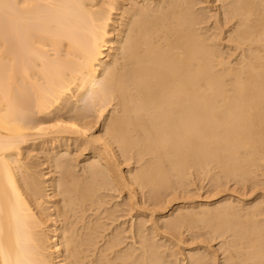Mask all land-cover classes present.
<instances>
[{"label":"bare ground","instance_id":"6f19581e","mask_svg":"<svg viewBox=\"0 0 264 264\" xmlns=\"http://www.w3.org/2000/svg\"><path fill=\"white\" fill-rule=\"evenodd\" d=\"M117 1L0 0V264H172L175 256V264H216L215 252L191 249L183 262L158 242L175 240L194 217L185 207L165 218L168 231L151 222L147 232L150 218L131 223L129 244L121 223L107 232L122 205L112 207L108 191L125 190L123 208L140 217L146 202L154 213L165 194L183 191L189 175L209 174L216 187L228 178L256 181L264 162V0H129L112 42ZM98 118L101 133L92 136ZM36 138L47 144V185L23 153ZM123 159L140 165L131 170L125 161L122 171ZM262 201L246 202L245 216L227 197L214 202L222 204L209 212L215 223L207 231L223 238L229 264H264Z\"/></svg>","mask_w":264,"mask_h":264},{"label":"rangeland","instance_id":"374dc122","mask_svg":"<svg viewBox=\"0 0 264 264\" xmlns=\"http://www.w3.org/2000/svg\"><path fill=\"white\" fill-rule=\"evenodd\" d=\"M127 1V2H126ZM131 1V0H130ZM129 0H119V1H117V4L119 5H117L116 6V8L118 7V11L116 10V8L115 9H113V16L111 15V19H113V21H111L112 23H110V26L108 27V29H109V32H110V38H111V40H112V42L113 41H115V38L117 37V35L116 34H118V31H119V27H117V26H119V24H120V22H122V14L123 15H125L124 14V11L122 12L121 10H123L124 8L125 9H127L128 8V6H129V4L132 2H130ZM124 2V3H123ZM120 3H122V4H120ZM209 3H211V2H209ZM208 3V4H209ZM126 4V5H125ZM127 4H128V6H127ZM208 4H206L207 6H209L210 8H208V9H210V11L209 12H211L210 14L211 15H213L212 14V12H215L216 10H215V7H217V5H215V4H218L217 2H213V4H210V5H208ZM205 5V6H206ZM126 6H127V8H126ZM198 6H201V5H198ZM214 7V8H213ZM212 8V9H211ZM124 9V10H125ZM217 9V8H216ZM116 10V11H115ZM215 10V11H214ZM114 12H115V14H114ZM120 12H122V13H120ZM209 12H208V14H209ZM117 13V14H116ZM120 15V17H119V15ZM116 16H118L117 18H116ZM113 17V18H112ZM210 20H212V19H210ZM116 21V23L114 24L113 22H115ZM119 23H118V22ZM115 25V26H114ZM115 27V28H114ZM117 28V29H116ZM117 30V31H116ZM113 31V32H112ZM114 31H115V33H114ZM111 32H112V34H111ZM115 34V35H114ZM112 36V37H111ZM114 38V39H113ZM108 51V50H107ZM107 51H105L104 53H106ZM103 118L101 117V120H102ZM98 120H100V118H98ZM97 121L96 123H98L97 125L98 126H95V127H93V128H95V129H93V128H91L89 131L91 132V133H88V134H90V135H92V136H96V134H99V132L101 133V129H100V127L102 126L101 124H102V121ZM95 123V124H96ZM101 125V126H100ZM97 127V128H96ZM99 129V130H98ZM94 131V132H92V131ZM87 133V132H86ZM37 139V141H38V143L36 142V140H31V141H29V143L30 144H26V147L24 148V150L23 151H25V152H23L24 153V156L27 158V156H29V153H30V156L27 158L28 159V162H29V164H37L35 167H34V170L36 171V172H40V170H41V168H43L42 170L43 171H41V173H39L38 172V174L35 172V175L36 176H40L41 174H42V172H43V176H52L51 175V172H50V168H48L47 167V165H48V163H47V161H46V157L44 156V153H45V155H47V144L45 143V145H44V142H42L41 140V138H39V140H38V138H36ZM41 139V140H40ZM35 141V142H34ZM39 141H41V142H39ZM32 143H34V144H32ZM42 145H41V144ZM38 147H37V146ZM31 146V147H30ZM32 146H35V147H33V149H34V151L33 150H31L30 151V149H32ZM40 146V147H39ZM44 146V147H43ZM46 146V147H45ZM29 148V149H28ZM41 150H40V149ZM42 148L44 149L43 150V152H42ZM73 149H74V147H73ZM75 150V149H74ZM74 150H73V152H74ZM29 151V152H28ZM35 151H39L38 152V154H39V156H38V154H37V152H35ZM46 151V152H45ZM28 152V153H27ZM33 152H35L36 154H35V156L37 157V159L39 160H37L36 159V157L34 156V157H32V154H34ZM40 152H41V154H40ZM27 155V156H26ZM42 155H43V157H42ZM32 157V158H31ZM31 158V159H30ZM43 158V160H41ZM45 158V159H44ZM82 158V157H81ZM80 157L78 158V159H81ZM30 159V160H29ZM31 160H33L32 161V163H30L31 162ZM35 161H38L37 163L35 162ZM40 161H42L41 162V165H43V166H46V168L45 167H43V166H40L39 167V165H40ZM126 161V163L127 164H125L124 162ZM127 161H129L130 163H132L133 161L132 160H126V159H123L122 160V162H121V164H120V168H122L121 170L122 171H127L128 169H130V167H132L131 168V170H133V169H135V167L137 166V164L138 165H140V163H132V164H130L129 162H127ZM43 163V164H42ZM126 165V167L128 168V169H126L125 168V165ZM263 163V164H262ZM33 164V165H34ZM47 164V165H46ZM128 164H129V166H128ZM134 165H135V167H134ZM261 167H258V169L253 173V175H254V177H253V180H254V178L256 179V181L254 180V181H252V180H250V182L251 183H249V181H244V182H240V184H239V182H238V185H237V183L236 182H232V181H234V180H232V179H230V178H228V182H227V179H222L221 180V182H220V187L222 188L221 190H220V187L219 186H217L216 187V184L215 183H213V181H211L210 179L208 180V178H209V174H208V177H207V175H205V176H203L202 175V177H200V175H199V178H203L202 180L201 179H199L198 178V176H197V178L195 177V175L193 176V179L191 178L192 177V175L190 176H188L187 177V181H189V182H184V187H185V189H183V191H182V189H179V188H177L176 189V191H177V194H176V192H175V195H172V194H174L173 192L171 193V194H165V196H164V198H163V202H162V206H161V204L158 206V205H156L155 206V208H156V210H154V208H153V211H154V213H149L152 209H151V207H154L153 205H151L150 203H145L144 205L145 206H143V203H142V209H144V207H145V209H146V207H147V205H148V207H147V211H146V213L143 211L142 213L143 214H141L140 215V217L137 215V213H135L134 212V210H132L131 212H128V211H126V210H128L129 209V207H128V205L126 204L125 205V203H126V199H125V197H126V194H125V190L124 191H122L120 194L118 193V192H116V191H114V190H111V191H108L110 194H111V197L110 196H107L105 199H106V201H108L109 199L111 200V201H113L112 199H114V201L111 203V201H110V203H109V201H108V203L112 206V207H114V205H115V203L116 204H119V203H122V205H119V207H117V209H118V211H119V213L117 212L115 215H116V217H118L116 220H117V222H111V221H109V222H111V223H108V227H110L109 229H108V231L107 232H110V231H112V230H115V227H117V226H119V225H121V226H119L120 228H123V229H125V231H126V233H123L122 235L124 236V234H125V236H128L127 237V239L124 241V243L126 244V241H127V243H128V241H129V238H130V232H129V228L131 227L130 225H131V223H132V225H134L133 227H135V223L137 222V224H138V222H139V220L141 221V219H142V221H147V220H149V218H150V220L148 221V222H146L147 224H146V226H145V229H146V231L148 232L149 231V229L151 228V224L152 223H156V225H158L159 226V230L160 231H168V229H165V228H163V225L162 224H164V222L166 221L165 220V218L166 219H168V218H171V215L173 216V215H177V213H178V210L179 211H187V210H189V211H187L188 213H189V215L190 216H194V217H192V219L191 220H189V221H186V222H188L187 224H186V222H184L183 224H181V225H186V226H180V227H178L177 229L178 230H176L177 231V233H176V235H177V239L178 240H180V241H182L181 243H178V241H177V243L176 244H174L175 243V240H177L176 238H175V236H173V237H171V235L169 236V237H171V238H174L175 240H173V241H168L165 237H162V238H159L160 236H158L157 238H159L158 239V242H160L161 241V239H164V240H162V242H165L166 241V243H164V244H166V247L168 248L167 249V253H170V252H176V253H178V254H176V255H179V256H177V258L178 257H180L181 258V256H182V258L180 259V258H178V260H181V261H183V262H185L186 261V257H187V254H189V252H192V250L194 249V250H201V251H203V249L206 251V252H208L210 255H214L215 253H216V255H217V257H215V259L217 260L216 261V264H229L230 262L229 261H224V257L226 256L225 254H227V251L226 252H224L223 251V249H220V246H222V242H221V239L223 240V238H217V239H211L212 238V235H211V237H210V234H209V232L207 231V228L209 227L208 226V224L210 223V224H214L215 223V220H213L214 218H213V216L214 215H212V214H214V212H216V207H218V205H220V204H222V203H216V204H214V202H217V201H220V200H223V198L225 199L226 197H227V199L230 201H232V202H234V206H235V209L237 208L236 206H238V208H237V211L236 212H238L241 216H245L246 214H247V212H244L245 210H247L246 208L247 207H249V205L250 204H253L254 202H256V201H262V203L260 202V206H261V208H262V215L261 216H258V218L257 219H260L261 217H264V195H263V193H264V180L263 179H261V178H263L264 177V162H261V165H260ZM37 168V169H36ZM40 168V169H39ZM77 169H78V167H76ZM259 168H260V170H259ZM48 170V171H47ZM262 170H263V173H262ZM46 171V172H45ZM261 172V173H259V172ZM45 172V173H44ZM49 173V175H47ZM259 173V174H258ZM45 174V175H44ZM54 175H56V174H54ZM255 175H259V176H255ZM262 175H263V177H262ZM43 176L42 177H40V179H45V177L43 178ZM47 177V178H48ZM196 178V179H195ZM259 178V179H258ZM192 179V180H191ZM258 179V180H257ZM48 180V181H47ZM198 180H199V182H198ZM231 180V181H230ZM261 180V182H259ZM44 181H46L45 182V184L47 185L48 184V182L49 181H51V177H49V179H45ZM192 181H195V182H192ZM209 181V182H208ZM222 181H224V182H222ZM198 182V183H197ZM203 182V183H202ZM208 182V183H207ZM213 183V184H211V183ZM225 182H226V184H225ZM246 182V184L244 185V183ZM254 182H256L257 184H259L260 183V185L258 186L256 183H255V185L253 184ZM259 182V183H258ZM263 182V183H262ZM188 183V184H187ZM190 183V184H189ZM194 183V184H193ZM223 183V184H222ZM236 183V185H234ZM261 183H262V185H261ZM221 184H222V186H221ZM227 185V186H225V185ZM242 184H243V186H242ZM44 185V184H43ZM46 185H44V186H46ZM213 185V186H212ZM251 185V187H249V186ZM257 185V186H256ZM209 186V187H208ZM243 188H242V187ZM246 186V187H245ZM254 186V187H253ZM256 186V187H255ZM263 186V187H262ZM234 187V188H233ZM238 187V188H237ZM241 187V188H240ZM192 188V189H191ZM215 188H217V190L215 189ZM219 188V189H218ZM251 188V189H250ZM252 188H253V190H252ZM47 189V188H46ZM210 189H211V192H210ZM226 189V190H225ZM232 189V190H231ZM248 189V190H247ZM179 190H180V192H179ZM209 190V191H208ZM214 190V191H213ZM226 191V192H224L223 191V193L221 192V193H219L220 191ZM252 190V192H250ZM114 191V196H115V198H116V195H117V198L119 197V195H120V197L118 198V199H115L114 198V196H112L113 195V192ZM136 191L138 192V196L140 195V193H139V190H137L136 189ZM144 193H145V195L147 194V192H146V190L144 189ZM231 191H234V192H231ZM50 191H48V193H49ZM179 192V193H178ZM181 192H182V194H181ZM183 192H184V194H183ZM229 192H231V194L229 193ZM108 193V194H109ZM167 193H169V192H167ZM217 193H218V195H219V197L217 196ZM234 193V194H233ZM236 193V194H235ZM237 193H239V195H237ZM119 194V195H118ZM181 194V195H180ZM124 195V196H123ZM164 195V194H163ZM166 195H167V198H169L171 195L173 196H171L169 199H166V200H168V201H166L165 200V198H166ZM170 195V196H169ZM176 195H179V196H181V197H176ZM198 195V196H197ZM215 196V197H212V196ZM230 195V196H229ZM231 195H233L232 196V199H231ZM235 195H237V196H235ZM244 195V196H243ZM262 195H263V197H262ZM50 196H51V194H50ZM182 196H184V197H182ZM190 196H192L193 197V199H194V201H191L190 199L192 198V197H190ZM239 196V198H237ZM241 196V197H240ZM250 196V197H249ZM190 197V198H189ZM197 197V198H196ZM208 199H207V198ZM209 197H211V198H209ZM247 197V198H246ZM52 198L53 197H51L50 198V200H51V202H48L47 204H45L44 206L45 207H48V204H50L49 206H52V204H53V200H54V198H53V200H52ZM176 198V199H175ZM189 198V199H188ZM200 198V199H199ZM205 198V199H204ZM220 198V199H219ZM255 198V199H254ZM173 199H175L174 201H173ZM178 199V200H177ZM187 199H188V201H187ZM210 199H211V201H210ZM217 199V200H216ZM237 199V200H236ZM254 199V200H253ZM46 200H48V201H50L48 198L46 199ZM121 200V201H120ZM177 200V201H176ZM190 200V201H189ZM204 200V201H203ZM213 200V201H212ZM238 200H241V201H239V203H240V205H239V203H238ZM115 201H117V202H119V203H117V202H115ZM165 201H166V203L167 202H169V204L167 203V204H165ZM172 201V202H171ZM182 203V205H181V203ZM187 201V202H186ZM207 201V202H206ZM209 201V202H208ZM170 202H171V205H170ZM175 202V203H174ZM177 202V203H176ZM206 202V203H205ZM223 202V201H222ZM249 204V205H247V203ZM107 203V204H108ZM114 203V204H113ZM164 203V204H163ZM187 203V204H186ZM193 203H194V205L195 204H197L196 206H194L193 205ZM206 205H205V204ZM212 203V204H211ZM238 203V204H237ZM242 203V204H241ZM109 204L107 205L108 207H109ZM147 204V205H146ZM179 204V205H178ZM201 204V205H200ZM168 205H170V206H168ZM185 205V206H184ZM203 205H204V207H203ZM215 205V206H214ZM246 207H245V206ZM263 205V206H262ZM125 206V208H127L126 210H125V208H123ZM150 206V207H149ZM160 206H161V208H160ZM166 206V207H165ZM188 206V207H187ZM190 206V207H189ZM207 206H208V208H207ZM241 208H240V207ZM168 207V208H167ZM172 207V208H171ZM177 207V208H176ZM187 209V210H184L185 208ZM194 209H193V208ZM198 207V208H197ZM212 207V208H211ZM53 207H50V209H48V211L49 210H51ZM149 208V209H148ZM163 208V209H162ZM179 208H181V209H179ZM204 209V208H207V209H205V210H208V216H207V214H204V211H199L200 209ZM159 209H161L160 211H159ZM166 209V210H165ZM215 209V210H214ZM243 209H245V210H243ZM150 210V211H149ZM164 210V211H163ZM196 210H198V211H196ZM211 210H214V212H212ZM149 211V212H148ZM170 211V212H169ZM193 211H195V213H196V216H195V213H193ZM211 211V213H209ZM121 212V213H120ZM158 212V213H157ZM169 212V213H168ZM172 212V213H171ZM177 212V213H176ZM191 212H192V215H191ZM200 212V213H199ZM52 213H53V211H52ZM124 213H126V214H124ZM135 213V214H134ZM145 213V214H144ZM174 213V214H173ZM176 213V214H175ZM202 213L204 214L203 216H202ZM119 214V215H118ZM121 214V215H120ZM125 216H124V215ZM128 214V215H127ZM129 214L131 215V216H129ZM148 214H153V215H148ZM200 214V215H199ZM142 215H144V216H142ZM188 215V216H189ZM54 216V215H53ZM52 216V219H54V217ZM130 218H129V217ZM137 216H138V218H137ZM147 216H149V217H147ZM165 216V217H164ZM168 216V217H167ZM207 216V218H205ZM211 216V217H210ZM121 217H122V219H121ZM126 219H125V218ZM163 217V218H162ZM196 217V218H195ZM203 217V218H202ZM130 220H129V219ZM133 220H132V219ZM140 218V219H139ZM151 218H153L154 220H152L151 221ZM198 218V219H197ZM201 218V219H200ZM121 219V220H120ZM137 219V220H136ZM144 219V220H143ZM161 219V220H160ZM195 219V220H194ZM197 219V220H196ZM115 220V221H116ZM158 220V221H157ZM159 220H160V222H159ZM200 220V221H199ZM213 220V221H212ZM261 221H262V218L260 219ZM118 221H120V222H118ZM127 221V222H126ZM130 221V222H129ZM164 221V222H163ZM127 224H126V223ZM133 222H135V223H133ZM152 222V223H151ZM163 222V223H162ZM194 222V223H193ZM206 222H208V224L206 223ZM52 223H53V221H51V225H52ZM121 223V224H120ZM149 223V224H148ZM151 223V224H150ZM160 223V224H159ZM54 224V223H53ZM128 225V226H126V225ZM207 224V225H206ZM117 225V226H116ZM125 225V226H124ZM161 225V226H160ZM206 225V226H205ZM137 226V225H136ZM192 226V227H191ZM52 227V226H51ZM132 227V228H133ZM162 227V228H161ZM186 228V230H185V228ZM196 227V228H195ZM204 227V228H203ZM165 229V230H164ZM179 229H182V230H180L179 231ZM192 229V230H191ZM195 230V231H194ZM198 230H200V231H198ZM205 230H206V232H205ZM209 230V229H208ZM182 231V233H180ZM184 231V232H183ZM129 232V233H128ZM171 232V231H170ZM186 232V233H185ZM190 232V233H189ZM193 234H192V233ZM199 232V234H202V232L204 233V234H202V235H199V234H197L196 235V233H198ZM172 234H175V233H173V231L171 232ZM178 233H179V235L180 234H182L181 236L182 237H179L178 236ZM49 234V233H48ZM51 234V233H50ZM129 234V235H128ZM207 234L209 235L208 236V238H210V239H208L207 237H205V236H207ZM187 235V236H186ZM196 236V237H194V236ZM198 235H199V239H198ZM205 235V236H204ZM187 237V238H186ZM191 237H193V239H191ZM206 239H205V238ZM186 238V239H185ZM202 238H203V240L205 241V243L203 244V242L204 241H202ZM131 239V238H130ZM190 239V240H189ZM218 239H220L219 241H218ZM184 240H185V243L188 245V246H186L185 245V243H184ZM167 241H168V243H167ZM194 241H195V243H194ZM199 241V242H198ZM217 241V242H216ZM161 242V243H162ZM172 242V243H171ZM187 242H189V244H190V246H189V244L187 243ZM197 242V243H196ZM202 243V245H197V244H201ZM220 244H219V243ZM124 243H122L123 244V246H124ZM171 243V244H170ZM194 243V244H193ZM207 243V244H206ZM209 243V244H208ZM53 244V242L51 243V245ZM129 244V243H128ZM167 244H169V246L167 245ZM173 244V245H172ZM179 244H181V245H178ZM174 245H176V246H174ZM182 245H184V246H182ZM209 247H208V246ZM172 246V247H171ZM174 246V247H173ZM200 246V247H199ZM210 246H211V249H210ZM170 247V248H169ZM176 247V248H175ZM178 247V248H177ZM195 247H196V249H195ZM204 247V248H203ZM214 247V248H213ZM172 248H173V250H172ZM177 249V251L175 250V249ZM216 248V249H215ZM178 249H179V251L180 252H178ZM182 249V250H181ZM192 249V250H191ZM207 249H208V251H207ZM214 249V250H213ZM219 251H218V250ZM188 250H189V252H188ZM193 250V251H194ZM213 250V251H212ZM222 251V252H221ZM182 252V253H181ZM211 252V253H210ZM215 252V253H214ZM185 253H186V255H185ZM219 253H221V254H219ZM181 254V255H180ZM223 254V255H222ZM183 255H185V256H183ZM215 255V256H216ZM222 256H224V257H222ZM176 257V256H175ZM175 257L173 258V257H168L167 259H169L170 261H172V264H175V263H173L174 262V260H175ZM185 259H184V258ZM219 258V259H218ZM223 258V259H222ZM220 260V261H219ZM224 261V262H223ZM221 262V263H220Z\"/></svg>","mask_w":264,"mask_h":264}]
</instances>
